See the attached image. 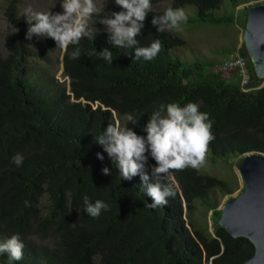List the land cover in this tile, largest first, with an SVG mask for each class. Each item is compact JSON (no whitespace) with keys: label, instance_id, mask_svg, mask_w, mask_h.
<instances>
[{"label":"trees","instance_id":"1","mask_svg":"<svg viewBox=\"0 0 264 264\" xmlns=\"http://www.w3.org/2000/svg\"><path fill=\"white\" fill-rule=\"evenodd\" d=\"M229 1L231 11L222 17L216 12L223 0H151V4L195 8L197 18L191 22L198 24L244 28L246 11L238 10L244 0ZM12 3L6 15L15 32L6 40L7 54L0 53V241L19 234L23 258L13 264H95L96 260L99 264H244L250 260L255 254L251 242L233 238L217 224L221 199L233 193L227 182L190 167L172 171L179 188L168 176L163 178L174 196L166 205L152 208L140 176L123 179L113 159L95 142L109 123L146 136L142 129L161 103L194 102L212 121L215 139L208 152L214 161L264 157V84L245 47L239 52L248 61V91L241 85L240 72L222 69L229 58L220 66L185 65L175 59L172 51L186 43L173 31L158 33L152 16L164 11L151 9L136 37L137 46L159 39L162 50L151 61L135 59L134 48L114 47L105 26L99 24L107 14L122 10L111 0L108 12L92 17L99 28L95 38H83L65 51L67 87L45 70L35 78L39 69L28 66L30 59L47 65L41 48L54 52L58 47L51 38L26 39V17H16L15 0ZM77 48L80 57L72 59ZM105 48L112 51V63L98 54ZM129 115L138 123L129 122ZM17 153L24 157L19 167L12 163ZM146 155L151 180L156 162ZM104 167L109 175L102 173ZM85 195L91 202L104 201L109 210L90 217L83 210ZM198 203L207 215L212 214L213 233L196 225ZM0 264H8L7 254L0 255Z\"/></svg>","mask_w":264,"mask_h":264},{"label":"clouds","instance_id":"2","mask_svg":"<svg viewBox=\"0 0 264 264\" xmlns=\"http://www.w3.org/2000/svg\"><path fill=\"white\" fill-rule=\"evenodd\" d=\"M122 10L107 14L99 20L109 34V40L114 47L134 48L135 59L153 60L162 50V43L154 39L149 46H137L136 37L142 33L144 22L152 4L151 0H114ZM62 13L52 14L50 11L39 12L27 9L28 28L25 38L30 40L33 35L51 38L56 47L67 51L69 45H78L81 39H94L98 29L89 25L88 21L96 13L94 0H60ZM187 20L183 8L168 7L162 15H153L151 23L157 32L174 31L182 21ZM101 58L112 63V51L105 48L98 53ZM80 57L77 48L71 53L72 59ZM128 121L138 123L134 116L129 115ZM212 121L209 113L199 110V105L188 102L184 106L179 103H161L149 116L142 131L146 136L138 135L131 128L121 127L119 123H109L103 134L95 137V142L102 145L104 151L111 157L119 169L120 176L130 180L139 175L147 196L151 197L150 207L166 205L168 198L174 196L170 184L163 183V178L172 171L186 168L199 169L206 162L210 143L215 139L212 132ZM149 153L156 162L151 170V177L146 171ZM103 160V156L97 153ZM23 155L17 153L12 157V163L21 166ZM104 175H109V168L102 169ZM84 212L92 218H98L101 211L109 210V205L101 200L91 202L89 197H83ZM24 243L19 234L0 241V255L7 254L8 264L23 258Z\"/></svg>","mask_w":264,"mask_h":264},{"label":"rangeland","instance_id":"3","mask_svg":"<svg viewBox=\"0 0 264 264\" xmlns=\"http://www.w3.org/2000/svg\"><path fill=\"white\" fill-rule=\"evenodd\" d=\"M13 1L14 0H0V53L3 55L7 54L5 51L7 38L12 36L15 32L6 15ZM94 3L97 6V11L91 16L88 23L93 29H99L94 25L92 17L104 11L108 12L111 6V0H94ZM222 5V8L216 12L218 17L228 14L232 8L229 0H223ZM170 6V2H163L151 9L165 11V9ZM257 6H264V0H244L238 10L246 11L247 18V11ZM29 8L33 11L45 13L50 11L52 14L63 12L60 6V0H15L13 11L16 17H21ZM184 11L187 15V20L182 21L179 28L174 30L173 33L177 38L183 40L186 45L172 51V56L175 59L180 60L185 65H193L200 62L204 64L214 63L220 66L227 58L230 59L237 53V51L243 50L244 28L241 25L234 26L228 24L223 26H211L198 24L197 22H191L197 18V10L195 8L188 7L185 8ZM231 50H233V53L227 55ZM39 53L44 58L47 57L49 61L46 62V65L39 59H30L28 66L37 67L39 69L38 76L35 78H40L45 70L49 75H55L57 80L65 83L68 87L70 81L63 74V57L65 51L58 47L54 52H48L47 49L42 47ZM242 163L241 160L237 162L234 156L214 161L211 152H207L205 164L197 169L199 173L205 176L227 182L232 189L233 193L231 195L224 196V198L221 199L219 206L220 211L223 210L228 202L237 199L245 190L244 179L241 174ZM168 177L170 181L179 188L176 178L172 175ZM211 216V213L208 215L205 213L199 203L196 205V214L193 218L197 222L196 225L199 228L208 229L213 233ZM95 264H99V261L96 260Z\"/></svg>","mask_w":264,"mask_h":264},{"label":"water","instance_id":"4","mask_svg":"<svg viewBox=\"0 0 264 264\" xmlns=\"http://www.w3.org/2000/svg\"><path fill=\"white\" fill-rule=\"evenodd\" d=\"M243 39L255 74L264 81V6L247 11ZM241 174L245 190L225 205L217 224L233 238H245L254 246V256L244 264H264V157L246 156ZM170 175L175 178L173 172Z\"/></svg>","mask_w":264,"mask_h":264},{"label":"built area","instance_id":"5","mask_svg":"<svg viewBox=\"0 0 264 264\" xmlns=\"http://www.w3.org/2000/svg\"><path fill=\"white\" fill-rule=\"evenodd\" d=\"M249 59V58H248ZM222 69L224 71H237L240 72L241 85L245 91L249 90L250 87V75L248 61L241 56L238 51L229 60L225 62Z\"/></svg>","mask_w":264,"mask_h":264}]
</instances>
